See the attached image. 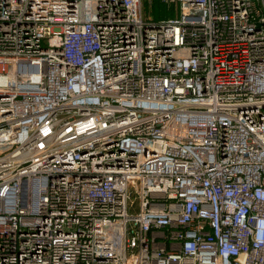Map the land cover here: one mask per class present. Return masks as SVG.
Listing matches in <instances>:
<instances>
[{
	"label": "built area",
	"instance_id": "obj_1",
	"mask_svg": "<svg viewBox=\"0 0 264 264\" xmlns=\"http://www.w3.org/2000/svg\"><path fill=\"white\" fill-rule=\"evenodd\" d=\"M0 0V264H264V0Z\"/></svg>",
	"mask_w": 264,
	"mask_h": 264
},
{
	"label": "rangeland",
	"instance_id": "obj_2",
	"mask_svg": "<svg viewBox=\"0 0 264 264\" xmlns=\"http://www.w3.org/2000/svg\"><path fill=\"white\" fill-rule=\"evenodd\" d=\"M143 14L158 22L175 16V5H169L164 0H143Z\"/></svg>",
	"mask_w": 264,
	"mask_h": 264
}]
</instances>
